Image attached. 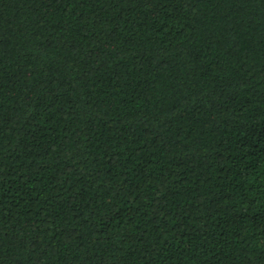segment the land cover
I'll return each instance as SVG.
<instances>
[{"label": "trees", "instance_id": "16d2710c", "mask_svg": "<svg viewBox=\"0 0 264 264\" xmlns=\"http://www.w3.org/2000/svg\"><path fill=\"white\" fill-rule=\"evenodd\" d=\"M0 264H264V0H0Z\"/></svg>", "mask_w": 264, "mask_h": 264}]
</instances>
